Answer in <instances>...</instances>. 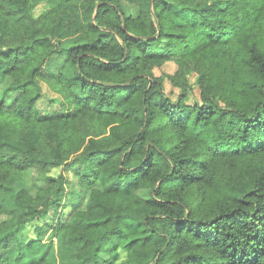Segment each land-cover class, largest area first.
<instances>
[{"label":"trees","instance_id":"16d2710c","mask_svg":"<svg viewBox=\"0 0 264 264\" xmlns=\"http://www.w3.org/2000/svg\"><path fill=\"white\" fill-rule=\"evenodd\" d=\"M53 2L0 0V264H264V0Z\"/></svg>","mask_w":264,"mask_h":264},{"label":"rangeland","instance_id":"374dc122","mask_svg":"<svg viewBox=\"0 0 264 264\" xmlns=\"http://www.w3.org/2000/svg\"><path fill=\"white\" fill-rule=\"evenodd\" d=\"M54 0H30L31 7H32V12L34 14H38L42 11H45L49 8H51L55 3L53 2ZM125 7L129 11H133L132 8L128 7L127 4H125ZM134 12V11H133ZM67 41V40H66ZM68 42V41H67ZM176 69V65L172 62H167L163 64L160 67L155 68V74H173ZM44 74H47L49 72H63L64 74L69 73V66L67 65L64 56L63 55H52L51 57L48 58L44 69H43ZM189 81L191 84H193V87L191 89L190 95H188V101L193 100L197 98L198 95V88L197 85H194V78L192 76L188 77ZM2 82L0 83V87ZM164 84V89L166 93L171 96L175 97L176 92L178 91V87L173 86L171 82L168 80L167 77H164L163 80ZM44 90L49 93V95H55V93L49 91L47 87L44 85ZM47 98H42L41 100L45 104L47 103L46 101ZM57 170L54 169L50 171L48 174L49 175H56ZM69 179L70 181V189L76 191L77 187L75 186L73 182V176L71 175V172L68 171ZM45 180H46V175L41 173L37 169H29L26 173L25 176V181L28 186V189L33 192L34 190L43 187L45 185ZM51 213V212H50ZM68 213L66 212L64 214V217H66ZM50 216V214H49ZM10 225V219H8V216L5 213H0V228H5ZM19 237L21 239V245H20V250L21 252L19 254H16L15 252H11V261L12 264H20L24 260H27L28 258L34 257L39 254V252L43 249V247H46L47 242H42V241H37L36 240V235L33 230V224L30 222L28 223L23 230L20 231ZM52 251L55 252V247H51ZM54 249V250H53ZM121 256H123V253H121ZM53 258L56 259L55 253Z\"/></svg>","mask_w":264,"mask_h":264}]
</instances>
